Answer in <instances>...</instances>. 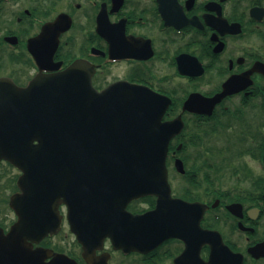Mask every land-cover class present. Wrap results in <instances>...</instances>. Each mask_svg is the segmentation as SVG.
Listing matches in <instances>:
<instances>
[{
  "label": "flooded vegetation",
  "instance_id": "flooded-vegetation-1",
  "mask_svg": "<svg viewBox=\"0 0 264 264\" xmlns=\"http://www.w3.org/2000/svg\"><path fill=\"white\" fill-rule=\"evenodd\" d=\"M76 64L99 92L122 84L170 100L162 123L181 126L169 142L171 197L198 204L199 224L176 206L179 235L154 248L125 251L97 234L85 247L78 232L89 226L80 223L100 221L83 214L103 197L87 190L104 171L80 163L72 145L29 156L42 182L30 179L29 193L25 170L0 161V230L12 231L24 195L46 232L24 236L36 264H264V0H0V81L27 88ZM158 199L126 210L143 215Z\"/></svg>",
  "mask_w": 264,
  "mask_h": 264
},
{
  "label": "water",
  "instance_id": "water-1",
  "mask_svg": "<svg viewBox=\"0 0 264 264\" xmlns=\"http://www.w3.org/2000/svg\"><path fill=\"white\" fill-rule=\"evenodd\" d=\"M90 75L84 65L76 64L59 74L40 75L27 88L0 81V161L25 170L20 179L24 193H29L30 179L42 183L40 175L32 176L27 169L29 156L39 160L48 147L58 153L62 146H78L80 163L104 171L94 174L95 188L87 190L103 197L95 201L94 211L83 214L100 221L80 223L89 226L78 232L85 247L97 234L100 240L112 237L116 247L125 251L154 248L179 235L171 222L176 206L197 217L199 224L204 210L197 212L198 204L171 197L166 159L169 142L181 126L162 123L170 100L145 88L124 89L122 84L99 92ZM84 187L80 184V193L87 192ZM148 195L159 197L156 210L143 215L126 210L132 200ZM25 200L24 195L16 198L19 220L12 231L6 235L0 230V264H36L37 251L23 254L24 236L41 237L46 232L35 227L38 216L25 210ZM113 201L118 203L115 213H111ZM94 224L103 230L93 232Z\"/></svg>",
  "mask_w": 264,
  "mask_h": 264
}]
</instances>
